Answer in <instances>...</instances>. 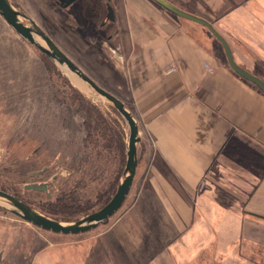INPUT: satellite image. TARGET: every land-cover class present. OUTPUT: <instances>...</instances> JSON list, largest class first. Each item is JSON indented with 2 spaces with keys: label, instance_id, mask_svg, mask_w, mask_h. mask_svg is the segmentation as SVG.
Wrapping results in <instances>:
<instances>
[{
  "label": "crops",
  "instance_id": "obj_1",
  "mask_svg": "<svg viewBox=\"0 0 264 264\" xmlns=\"http://www.w3.org/2000/svg\"><path fill=\"white\" fill-rule=\"evenodd\" d=\"M167 1L211 23L236 64L264 82V0ZM154 4L157 19L140 10L117 33L120 98L141 138L124 207L93 235L17 252L23 262L205 264L207 252L228 254L251 213L264 215V93L231 70L205 27ZM6 221L0 236L14 251L30 225Z\"/></svg>",
  "mask_w": 264,
  "mask_h": 264
},
{
  "label": "rangeland",
  "instance_id": "obj_2",
  "mask_svg": "<svg viewBox=\"0 0 264 264\" xmlns=\"http://www.w3.org/2000/svg\"><path fill=\"white\" fill-rule=\"evenodd\" d=\"M12 1L19 12L27 14V24L31 23L32 18L38 21L87 76L118 98L124 94L120 86L124 79L121 74L125 57L122 51L124 42L119 34L112 41L106 38L113 30L118 33L127 23L133 28L140 10L154 19L159 16L151 0H113L117 26L102 30L97 26L102 17L97 14L96 22L88 23L79 19L78 9H75L74 17L70 11L64 13V10L56 12L43 8L41 0H26L32 7L25 0ZM94 4L103 13L98 0ZM69 15L72 20L66 22L64 17ZM76 23L78 26H75ZM85 26L88 27L83 31L82 27ZM129 102L127 99V103H124L131 110ZM87 112H98L103 123L86 121ZM90 124H95L91 133L87 130ZM118 129L124 132L126 139L127 127L111 104L92 94L89 89L77 87L36 47L24 42L0 16V187L8 188L10 193L33 204L35 209L39 206L50 209L61 197L63 188L73 189L72 185L78 182L81 183L79 191L85 200L90 199L92 205L101 206V199L96 197L108 188L115 190L119 183L121 160L117 147L121 137L116 135ZM112 140H116L114 145L111 144ZM113 150L117 155L112 153ZM62 162H66V165ZM43 169L46 172L41 177L29 176ZM55 176L57 178L54 180ZM43 182L49 184L51 198H47L45 193L24 190L26 184ZM62 215L67 217L71 214L65 212ZM84 217L81 215L80 219ZM4 220H14L20 227L27 226L25 221L0 207V223ZM249 221L252 224L243 225L242 237L231 243L226 256L223 255L224 251L221 256L210 259L207 252L205 264H264V220L254 217ZM29 225L28 232L19 227L15 252L12 244L0 236V264H35L31 260L23 262L17 252L27 254L44 244L48 246L58 240L77 237L55 234ZM105 226L103 224L82 233L80 235L83 236L77 238L93 235ZM26 236H29L28 242H24ZM36 264H39L38 259Z\"/></svg>",
  "mask_w": 264,
  "mask_h": 264
},
{
  "label": "water",
  "instance_id": "obj_3",
  "mask_svg": "<svg viewBox=\"0 0 264 264\" xmlns=\"http://www.w3.org/2000/svg\"><path fill=\"white\" fill-rule=\"evenodd\" d=\"M166 10L175 14L176 16L196 23L205 27L210 34L222 46L226 56L227 63L232 71L245 79L246 81L256 85L264 93V82L257 76L249 73L242 67L236 64L233 53L227 41L222 35L214 28V26L205 19L194 16L185 12L167 0H152ZM110 13L112 10L109 9ZM0 16L4 21L21 37V39L36 47L43 53L50 61L57 66V68L74 84L79 83L93 92L99 98L105 100L118 112L123 119L128 130V141L125 144L126 149V162L123 168L120 181L118 183L116 192L112 199L101 209L85 216L82 219L73 222H63L56 220L50 216L45 215L39 210L35 209L24 203L22 200L17 199L13 195L0 190V207L15 215L19 219L28 224L40 228L44 231H49L55 234L62 235H77L90 232L97 227L107 223L116 213L123 207L126 198L133 185L134 178L137 173L138 165V145L141 141L139 137V127L135 117L127 109L124 102L117 96L102 88L93 79L87 76L54 42L49 36L37 27L33 22V27L26 24L24 20H28L9 0H0ZM113 17V15H112ZM112 17L110 19L112 20ZM29 21V20H28ZM72 83V82H71ZM73 84V83H72ZM80 88V87H79ZM84 94V93H82ZM66 165V162H62ZM44 171L34 172L29 174L30 177H41ZM57 177H54V180ZM24 190L45 193L47 198H51L49 184L43 183H30L24 186ZM252 216L264 220V216L252 214Z\"/></svg>",
  "mask_w": 264,
  "mask_h": 264
},
{
  "label": "trees",
  "instance_id": "obj_4",
  "mask_svg": "<svg viewBox=\"0 0 264 264\" xmlns=\"http://www.w3.org/2000/svg\"><path fill=\"white\" fill-rule=\"evenodd\" d=\"M80 95H83L82 93H80L76 88H74ZM85 96V95H83ZM88 114V119L86 121H93V123H98L100 122V120L102 119V117L99 115L98 112H87ZM102 122H100L99 124H102ZM92 125L95 124H90L87 125V130H89V132H92ZM116 132H118V134L116 133L117 137L120 136L121 139L119 138V143H118V150H119V159L121 160V164H120V175L119 178L122 175L123 172V168L126 162V149H125V144L127 142L128 137L125 139L124 137V132L121 129H118ZM116 142V140H112L111 144L114 145V143ZM96 143H99L96 141ZM111 147L113 148V146L111 145ZM100 152V151H99ZM116 153L115 150L112 151V153ZM111 153V155H112ZM92 154H95L94 151H92ZM117 155V153H116ZM119 178H118V182H119ZM118 184V183H117ZM117 184L115 187V190L113 189L110 190L111 188L106 189V192H103L100 196L98 195L96 198L97 199H101V206H94L91 204L90 199L85 200L84 195L81 194V192L79 190H81V183L77 182V185H72L73 189L71 188H63L61 190V197L58 199V201L56 203H54L50 209L44 208L42 206H39L37 210H39L40 212L44 213L47 216H50L56 220L59 221H63V222H73V221H77L83 216H87L89 214H91L92 212H95V210H99L102 207H104L114 196L116 189H117ZM1 190L5 191V192H9L8 188L5 187H0ZM29 192V191H27ZM32 192V191H30ZM38 193V192H37ZM11 195H13L14 197H16L19 200H22L24 203H26L27 205L34 207L33 204L21 199L17 194H13L10 193ZM99 197V198H98ZM85 207V208H84ZM65 212L71 214L70 216L64 217V215H62L63 213L65 214Z\"/></svg>",
  "mask_w": 264,
  "mask_h": 264
},
{
  "label": "flooded vegetation",
  "instance_id": "obj_5",
  "mask_svg": "<svg viewBox=\"0 0 264 264\" xmlns=\"http://www.w3.org/2000/svg\"><path fill=\"white\" fill-rule=\"evenodd\" d=\"M9 1L14 5L15 8H17V6L15 5V3H13L12 0H9ZM94 1L95 0H41V2L44 3L43 8L52 9L53 11H56V12H60L59 10H61V11L64 10V13L70 11V12H72V14H74V17H76L75 9L76 10L78 9L79 19L82 20L83 22L88 21V23H90V22L94 23V22H96L95 20H96L97 16L102 17L100 23L97 24L99 29L104 30L108 27L115 26L118 23V21L116 18V13H115L116 11L113 7V0H98V2L102 5L103 13H101V10L96 7V5L94 4ZM26 2L30 5V2H28V1H26ZM109 9L112 10V13H110ZM39 11H40V9H39ZM20 12L23 14L24 17L27 16V14L24 11H20ZM96 14H97V16H96ZM112 15H113V17H112ZM110 17H112V20L110 19ZM64 20L66 22L70 21V20H72V17L70 15L66 16V17H64ZM31 22H33L37 27H39L43 32L46 33V31L43 29V27L40 26L39 22L36 21L34 18H32ZM27 25L30 27H33L32 23H28ZM75 26H78V24L76 23ZM87 27L88 26H85L84 27L85 29L82 27L83 31H85ZM46 34L49 36L48 33H46ZM116 34H117L116 30L115 31L113 30L110 32V34L107 36L106 39L108 41H112L113 37ZM49 38H51V37L49 36ZM53 42L55 43L54 40H53ZM55 44L57 45V43H55ZM44 170L46 172V169H43L41 171H44Z\"/></svg>",
  "mask_w": 264,
  "mask_h": 264
},
{
  "label": "bare ground",
  "instance_id": "obj_6",
  "mask_svg": "<svg viewBox=\"0 0 264 264\" xmlns=\"http://www.w3.org/2000/svg\"><path fill=\"white\" fill-rule=\"evenodd\" d=\"M77 85L83 90V87L79 84V83H77ZM85 88V87H84ZM87 89V88H86ZM92 94H94L93 92H92ZM96 96V95H95Z\"/></svg>",
  "mask_w": 264,
  "mask_h": 264
}]
</instances>
